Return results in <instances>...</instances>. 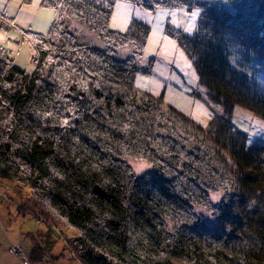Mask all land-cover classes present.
<instances>
[{"label": "trees", "instance_id": "obj_1", "mask_svg": "<svg viewBox=\"0 0 264 264\" xmlns=\"http://www.w3.org/2000/svg\"><path fill=\"white\" fill-rule=\"evenodd\" d=\"M114 1L44 5L45 36L25 30L31 74L0 58V182L76 232V264H264V147L231 122L236 108L264 122V0H119L198 11L191 35L170 37L220 109L205 126L135 87L149 27L111 29ZM126 160L153 171L135 178ZM44 256L35 243L28 259Z\"/></svg>", "mask_w": 264, "mask_h": 264}, {"label": "rangeland", "instance_id": "obj_2", "mask_svg": "<svg viewBox=\"0 0 264 264\" xmlns=\"http://www.w3.org/2000/svg\"><path fill=\"white\" fill-rule=\"evenodd\" d=\"M118 2L119 1L115 0L112 5V11L110 15L111 29L114 28L117 29L116 31L120 30L119 32H125L129 26L128 24H130L132 20L140 21L148 26H150L152 22L157 21V15L154 12H147L146 10H143V8L137 7L128 2ZM193 13H195L194 16ZM189 14L190 18L188 20L187 29L185 27V33H187V30H189L191 26H195L196 15L198 14V11L192 10ZM125 18L127 19V23L121 26V21ZM18 19H21L23 21L32 20L29 14L25 13L22 16L20 12L18 13ZM18 25L22 29H26L25 27H22L23 23H20ZM71 26L73 27L76 25L71 24ZM3 35L4 37L7 36L9 38H13V36L8 35V32L3 33ZM169 41L172 42V40L165 38V35H162L156 32L154 29H151L146 49L138 64L143 70H146L142 71L141 69V72H139V74H143L146 72L145 74H147L148 77L145 89L153 96H159L162 94L163 102L165 104L172 105L178 111L190 117L193 121L199 123L202 126H205L207 125L210 116L220 109L217 105H215L208 99L204 88L198 86L197 76L194 68L183 51L178 47L175 41L174 43H172L174 47L168 43ZM2 44H4V40L2 41ZM3 46L6 48L16 47L6 44H4ZM19 47V49L22 51H19L16 55H14L16 64L22 69H26L27 72H31L35 66L34 64L29 63V58L31 57V55H33L32 51L27 43H24ZM258 88L264 91V73H261L259 75ZM197 95L200 99L196 97ZM231 122L236 129L247 135L249 144L255 143L260 144L264 147L263 121L254 117L244 109L236 108L234 117L232 118ZM126 163L130 167L135 178H141L145 174L152 173L153 171L152 167L145 162L126 160ZM9 190L11 192V195H13L14 189L12 184L9 185ZM25 192L23 193L25 194ZM28 192L30 193L29 190ZM210 199L213 204H217L220 201V196L216 194H210ZM4 203L7 206H10V209H12L13 212L18 211L22 213L25 211L23 208H21L19 202L16 200H12V202H8L5 200ZM197 212L199 214H204L203 211ZM24 214H27L26 216L31 215L30 213ZM38 219L40 218H32L33 222L36 221L38 223H43L42 219L41 221H37ZM75 234L76 232L72 229L53 228V236H58L62 244L61 247H63V250H65L66 252L67 250L65 249V240ZM23 251L26 257H28L29 255L26 253V251ZM68 254L72 256L71 253L68 252ZM237 264H240V261H238Z\"/></svg>", "mask_w": 264, "mask_h": 264}, {"label": "crops", "instance_id": "obj_3", "mask_svg": "<svg viewBox=\"0 0 264 264\" xmlns=\"http://www.w3.org/2000/svg\"><path fill=\"white\" fill-rule=\"evenodd\" d=\"M14 2L15 0H5L6 5L9 6ZM49 3H52L53 5L55 2L54 0H50ZM118 3H125V2L119 1ZM26 6H27L26 3L23 2L22 0V3L18 4L16 8L13 9L14 14L12 16L8 15L7 7L3 10H0V12L5 11L10 21L18 28L22 29L17 23H15V20L18 19L19 9ZM140 8H143V10H146L147 12H154L157 15V21L152 22L151 25L148 26L149 34L151 29H154L156 32L165 35V38L172 40V43H174V40L170 37L172 34L186 32V29L188 27L187 25L188 20L190 18L189 13L191 12L188 9L183 7H173V8L161 7V8H155L154 10H148L144 7H140ZM197 19H198V14L196 15V22ZM24 21L25 22H22L23 23L22 27H25L26 28L25 30H27L33 35L45 36L47 29L53 20L47 25L34 23L32 20L29 21L24 20ZM110 25H111V16L109 20V27ZM195 26H191L189 30H187V33L185 34L191 35L195 30ZM41 27L44 28L43 31L40 30ZM8 35L14 36V32L10 31L8 32ZM0 37H3L4 39V35L2 33H0ZM3 39H0V58L7 57L11 59L17 68L27 72L26 69H22L16 64V59L14 55H16L17 52L22 51L19 49L20 47L6 48L2 44ZM138 69L139 71L135 78L134 85L136 88L140 90H146L145 87L148 81L147 74H145L146 72L143 74H139L142 68L139 66ZM142 71H146V70L142 69ZM32 72L33 70L27 73L31 74ZM6 185L9 186L11 185V183L6 182ZM4 199L5 198H0V264H23L17 255H14L9 251L10 245L14 242H20V243L22 242L23 244L22 243L21 244L23 246V249L26 251L28 255L31 253L34 244L39 243L41 247L45 249V256L43 258V262L37 264H76L74 260L70 258V255L65 250H63V247H61L62 244L58 236H53V227H48L46 224L38 223L36 221L33 222L32 218L35 217L31 215L26 216L27 214L24 213H28L27 211H24L22 213L18 211L13 212L12 209H10V206H7L4 203L5 200L7 201V199L5 200ZM13 201L15 200L13 199Z\"/></svg>", "mask_w": 264, "mask_h": 264}, {"label": "built area", "instance_id": "obj_4", "mask_svg": "<svg viewBox=\"0 0 264 264\" xmlns=\"http://www.w3.org/2000/svg\"><path fill=\"white\" fill-rule=\"evenodd\" d=\"M0 17H2V19H0V33L3 34L10 31L14 32L13 38H9L7 36L4 37V44L19 47L24 43H27L33 54L29 58V61L36 66L38 62V49L36 45L31 42L30 38L27 35V31L20 29L12 24L8 20L7 13L5 11L0 12ZM10 194V190L2 182H0V198H5L8 202H12ZM37 221H41V219H38ZM23 250V246L20 242L12 243L9 248V251L14 255H17L23 264H33L29 261L28 257H26Z\"/></svg>", "mask_w": 264, "mask_h": 264}, {"label": "snow or ice", "instance_id": "obj_5", "mask_svg": "<svg viewBox=\"0 0 264 264\" xmlns=\"http://www.w3.org/2000/svg\"><path fill=\"white\" fill-rule=\"evenodd\" d=\"M23 2L26 3V7H22L19 9V12L23 16V14L27 13L30 15V18H32V21L34 23H39L41 25H47L50 23L54 17H55V10L52 7L45 8L44 5H47L50 0H23ZM22 0H15L14 3H12L10 6L6 5L5 0H0V10H3L7 7V12L9 16H12L13 9L16 8L18 4H21ZM195 13H193V16ZM2 19V17H0ZM22 22H25L21 19L15 20V23L20 24ZM127 23V19H123L121 21V26ZM41 31L44 30L43 27L40 28ZM7 35V34H5ZM0 39H3V37H0ZM170 45H172V42H168ZM174 47V45H172Z\"/></svg>", "mask_w": 264, "mask_h": 264}]
</instances>
